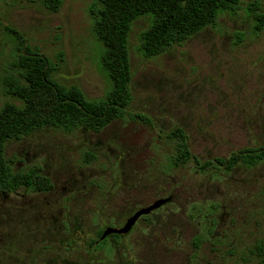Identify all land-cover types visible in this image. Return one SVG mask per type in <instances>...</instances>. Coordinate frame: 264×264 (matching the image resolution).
I'll return each instance as SVG.
<instances>
[{
  "label": "rangeland",
  "instance_id": "obj_1",
  "mask_svg": "<svg viewBox=\"0 0 264 264\" xmlns=\"http://www.w3.org/2000/svg\"><path fill=\"white\" fill-rule=\"evenodd\" d=\"M94 1L64 0L53 12L0 0V109L16 102L4 84L17 76L20 54L5 26L51 60L61 83L94 100L107 94ZM263 12L264 0H242L235 14L154 58L139 51L149 20H137L125 119L98 133L47 129L9 142L15 171L40 167L54 189L0 192V264H262L254 247L264 240V162L232 171L195 161L173 167L170 133L183 128L201 162L264 146V29L256 31L255 17ZM159 199L169 201L132 233L96 246L101 230L122 227Z\"/></svg>",
  "mask_w": 264,
  "mask_h": 264
},
{
  "label": "trees",
  "instance_id": "obj_2",
  "mask_svg": "<svg viewBox=\"0 0 264 264\" xmlns=\"http://www.w3.org/2000/svg\"><path fill=\"white\" fill-rule=\"evenodd\" d=\"M28 1L53 12H58L64 2ZM241 3L242 0H95L89 13L94 22V34L103 45L100 63L111 81L107 94L97 100L88 98L78 86L57 80L51 60L38 49L31 48L17 29L5 26L19 44L20 54L14 62L17 76L7 78L4 84L6 94L16 102H7L0 109V192L20 188L50 192L54 188L40 167L15 171L14 162L6 155L9 142L47 129L69 134L79 130L98 133L112 122L126 118L133 100L130 39L137 20H149L140 34L139 51L146 58H154L184 44L207 27L215 26L222 14H235ZM258 6L256 1L250 3V11L257 12ZM255 17L256 31L260 32L264 29V12L255 13ZM170 138L176 146L170 157L173 167L195 161L203 170L216 167L232 171L238 165L255 167L264 162V146L244 148L228 158L201 162L192 153L183 128L173 130ZM254 256L264 264V240L255 245Z\"/></svg>",
  "mask_w": 264,
  "mask_h": 264
},
{
  "label": "water",
  "instance_id": "obj_3",
  "mask_svg": "<svg viewBox=\"0 0 264 264\" xmlns=\"http://www.w3.org/2000/svg\"><path fill=\"white\" fill-rule=\"evenodd\" d=\"M169 199H159L155 201L153 204H151L148 207L142 208L138 210L127 222V224L121 228V229H116V228H108L105 233L103 238H106L109 234L116 233V234H127L130 232V230L136 225L138 220L142 218L143 216L150 215L153 211L161 208L164 206L166 203H168Z\"/></svg>",
  "mask_w": 264,
  "mask_h": 264
},
{
  "label": "flooded vegetation",
  "instance_id": "obj_4",
  "mask_svg": "<svg viewBox=\"0 0 264 264\" xmlns=\"http://www.w3.org/2000/svg\"><path fill=\"white\" fill-rule=\"evenodd\" d=\"M54 189V188H53ZM53 191V190H52ZM51 192V191H50ZM43 193H48V192H43ZM150 206V205H149ZM148 207V206H147ZM143 208H145V207H143ZM142 209V208H141ZM160 209V208H159ZM138 210H140V209H138ZM137 210V211H138ZM158 210V209H157ZM137 211H135L128 219H127V221H126V223L122 226V227H107L106 229H104V230H101L100 232H99V239L98 240H96L95 241V244H96V246L98 247V245H100V244H104L106 241H108L110 238H114V239H116V240H118V239H120V238H122V237H124V236H127V235H129L130 233H132V231L134 230V228H135V226L130 230V232H128L127 234H116V233H112V234H109L106 238H103V236H104V233H105V231L108 229V228H116V229H121V228H123L126 224H127V222H128V220L137 212ZM156 211V210H155ZM155 211H153L152 213H154ZM151 213V214H152ZM150 214V215H151ZM150 215H147V216H143L142 218H140L139 220H141V219H145L146 217H148V216H150ZM138 220V221H139ZM138 223V222H137ZM136 223V224H137ZM100 241H101V243H100ZM105 241V242H104Z\"/></svg>",
  "mask_w": 264,
  "mask_h": 264
}]
</instances>
